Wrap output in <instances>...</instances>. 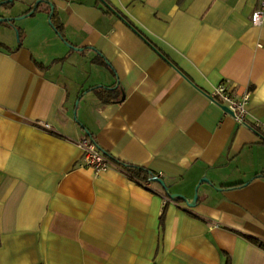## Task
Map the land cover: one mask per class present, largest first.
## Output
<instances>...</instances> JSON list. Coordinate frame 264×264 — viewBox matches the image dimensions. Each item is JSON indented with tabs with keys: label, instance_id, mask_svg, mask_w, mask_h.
<instances>
[{
	"label": "crops",
	"instance_id": "1",
	"mask_svg": "<svg viewBox=\"0 0 264 264\" xmlns=\"http://www.w3.org/2000/svg\"><path fill=\"white\" fill-rule=\"evenodd\" d=\"M7 1L19 34L0 22V264H264L249 239L264 243L260 0ZM224 82L252 92L246 124L209 97ZM87 137L196 206L118 168L95 175Z\"/></svg>",
	"mask_w": 264,
	"mask_h": 264
},
{
	"label": "built area",
	"instance_id": "2",
	"mask_svg": "<svg viewBox=\"0 0 264 264\" xmlns=\"http://www.w3.org/2000/svg\"><path fill=\"white\" fill-rule=\"evenodd\" d=\"M251 23L257 28L264 27V0H260L259 7L252 14ZM209 97L217 104L227 107L239 124H246L249 116L248 105L252 98L251 91L238 94L233 91L228 82H224L213 88L209 93ZM40 125L50 130V125L45 123H40ZM256 125L264 129L263 125ZM77 145L83 153V166L92 170L95 175L106 173L112 168H118L116 163L99 148L98 144L93 139L87 137L80 140ZM148 185L149 184H143L142 186L146 187Z\"/></svg>",
	"mask_w": 264,
	"mask_h": 264
},
{
	"label": "trees",
	"instance_id": "3",
	"mask_svg": "<svg viewBox=\"0 0 264 264\" xmlns=\"http://www.w3.org/2000/svg\"><path fill=\"white\" fill-rule=\"evenodd\" d=\"M15 2V1H14ZM14 2L10 4V6H13L14 5ZM51 20L53 21V26L55 28V31L57 32V34L60 36V38L63 40V41H66L65 37H64V34H63V30H62V26H58L56 25V23L54 22V16H52ZM15 21V19H12L10 22H4L2 21V23H6V24H9V25H12L13 22ZM1 22V21H0ZM131 26H133L132 24H130ZM134 27V26H133ZM135 29V28H134ZM136 30V29H135ZM139 32V31H138ZM140 33V32H139ZM19 34V32H18ZM141 34V33H140ZM146 40V38H145ZM147 41V40H146ZM153 46V45H152ZM153 48L159 52V53H162L160 50H158L155 46H153ZM109 91V94H107L106 92ZM112 91L111 90H102L100 91L99 95L101 97V99L104 101L105 104L107 103H111V101L113 100L111 97H112ZM108 98V99H107ZM251 128L253 130H255L256 132H258L259 134H261V137L264 139V129L262 127H259L257 126L256 124L255 125H252ZM91 139H93L92 137H90ZM94 140V139H93ZM116 165L118 166V168H120L126 175H128L131 180L137 182L138 184L140 185H143V184H153V183H156L154 182V179L155 178H160L162 179L160 176L152 173V172H149L148 170L144 169V168H141V167H137V166H132V165H128V164H125V163H122L120 161H115ZM261 177L264 178V172L262 173ZM163 180V179H162ZM159 184V183H158ZM161 185V184H160ZM162 186V185H161ZM243 185H237V186H233L232 188H239V187H242ZM163 187V186H162ZM164 188V187H163ZM164 189H167V187H165ZM167 192V191H166ZM168 198H170V194H168ZM173 201L175 202H180L181 199H174ZM164 218H165V213L162 215L161 217V223L163 224L164 223ZM250 241L257 245L258 247L264 249V243L258 241V240H255V239H252V238H249Z\"/></svg>",
	"mask_w": 264,
	"mask_h": 264
},
{
	"label": "water",
	"instance_id": "4",
	"mask_svg": "<svg viewBox=\"0 0 264 264\" xmlns=\"http://www.w3.org/2000/svg\"><path fill=\"white\" fill-rule=\"evenodd\" d=\"M14 1H15V0H8V1L6 2V4L13 3ZM36 9H37V6H36V7H35V8H34V9H33L28 15L23 16L22 18H26V17H28V16L33 15V14L35 13ZM11 20H12V19H10V18H5V19H1V18H0V21H4V22H10ZM222 107H223V109H224L226 112H228L229 114L232 115V112H231L227 107H225V106H222ZM154 182L161 184L164 188L167 187L166 184H165V182H164L162 179H160V178H155V179H154ZM165 190L167 191L168 194H170V198H171L172 200H174V199H182V200H184V201L188 204V206H189L190 208L195 207L196 204H197L198 196L195 197V199L193 200V202H189V200H188L187 198H185L184 196L176 195V194L172 195V194L169 192L168 187H167V189H165ZM197 190H198V189H197Z\"/></svg>",
	"mask_w": 264,
	"mask_h": 264
},
{
	"label": "rangeland",
	"instance_id": "5",
	"mask_svg": "<svg viewBox=\"0 0 264 264\" xmlns=\"http://www.w3.org/2000/svg\"><path fill=\"white\" fill-rule=\"evenodd\" d=\"M35 1L36 0H16L15 7H17L19 9L22 5H26V4L31 3V2L33 3ZM15 20H17V19H15ZM27 20H30V19H25L23 21L18 22V25H19L18 27L20 28V26L23 24V22H27ZM13 26L14 25H12L11 27L15 30L14 31L15 33L14 34L18 37V31H17L16 27L15 26L13 27ZM21 34H22V41H23V39H25V37H26V34H25V32L24 33L21 32Z\"/></svg>",
	"mask_w": 264,
	"mask_h": 264
}]
</instances>
